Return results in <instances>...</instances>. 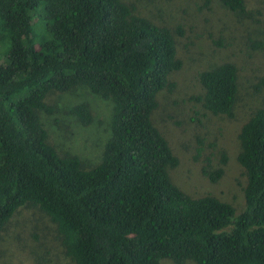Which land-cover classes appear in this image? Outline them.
I'll return each mask as SVG.
<instances>
[{
  "label": "trees",
  "instance_id": "16d2710c",
  "mask_svg": "<svg viewBox=\"0 0 264 264\" xmlns=\"http://www.w3.org/2000/svg\"><path fill=\"white\" fill-rule=\"evenodd\" d=\"M219 1L248 15L245 0ZM183 33V24H157L123 0H0V243L27 208L48 216L74 264H264V106L237 135L245 175L239 213L171 179L178 158L151 114L182 66ZM198 79L203 94L193 99L233 117L236 64L213 65ZM78 86L112 106L108 137L89 168L57 151L42 119L55 112L54 94ZM263 86L264 76L254 89ZM70 110L91 122L87 103ZM204 173L215 181L222 170ZM17 241L11 264L32 263L35 246Z\"/></svg>",
  "mask_w": 264,
  "mask_h": 264
},
{
  "label": "rangeland",
  "instance_id": "374dc122",
  "mask_svg": "<svg viewBox=\"0 0 264 264\" xmlns=\"http://www.w3.org/2000/svg\"><path fill=\"white\" fill-rule=\"evenodd\" d=\"M123 1L137 3L138 11L157 24L184 27L183 35H177L182 66L169 77L173 86L157 92L158 106L151 114L178 158L170 171L172 181L191 195L210 194L227 201L239 213L244 207L245 175L237 162V135L252 111L264 106V86L254 89L264 76V0H245L247 16L219 0ZM254 41L262 46L253 48ZM225 61L234 62L238 69L233 117L215 115L193 99L203 94L199 72ZM81 102L89 105L92 120L88 124L70 110ZM53 103L55 112L42 117L50 142L62 154L78 155L85 168L94 166L109 134L111 102L78 86L54 94ZM219 168L222 174L215 181L204 173ZM19 238L35 246L36 259L30 264H74L65 255L55 225L37 209H19L10 220L2 233L0 264H11ZM159 264L175 263L162 258ZM184 264L196 263L186 260Z\"/></svg>",
  "mask_w": 264,
  "mask_h": 264
}]
</instances>
